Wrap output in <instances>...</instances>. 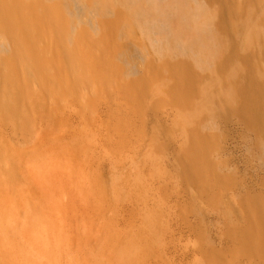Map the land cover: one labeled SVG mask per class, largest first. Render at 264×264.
Segmentation results:
<instances>
[{
  "label": "rangeland",
  "instance_id": "rangeland-1",
  "mask_svg": "<svg viewBox=\"0 0 264 264\" xmlns=\"http://www.w3.org/2000/svg\"><path fill=\"white\" fill-rule=\"evenodd\" d=\"M239 1L231 0L232 8ZM251 1L264 27V2ZM244 18L237 28L233 17L226 24L264 83V42L250 38ZM124 35L119 44L148 86L143 95L132 86L129 95L106 94L108 116L80 119V103L66 97L72 105L58 102L59 112L41 118L29 98L47 99L45 93L14 86L29 126L14 132L0 121V264H264V249H245L239 238L254 226L239 210L251 214V200L264 196V122L254 128L234 113L203 114L215 88L204 86L199 72L190 100L169 99L150 74L159 60L153 42L128 21ZM196 121L210 130L209 159L221 170L210 189L204 175L187 182L178 160L189 152ZM146 239L149 261L138 249Z\"/></svg>",
  "mask_w": 264,
  "mask_h": 264
},
{
  "label": "bare ground",
  "instance_id": "bare-ground-1",
  "mask_svg": "<svg viewBox=\"0 0 264 264\" xmlns=\"http://www.w3.org/2000/svg\"><path fill=\"white\" fill-rule=\"evenodd\" d=\"M209 1L217 4L213 10L200 0H0V121L11 124L14 132L28 130L29 117L17 109L14 86H36L45 93L44 100L29 98L41 118L59 112L58 102L61 107L72 105L70 100L65 102L66 97L80 103L84 113L78 117L86 120L87 113L91 118L111 113L106 94L129 95L132 86L143 95L148 82L128 62L126 46L119 44L128 21L153 42L159 60L152 63L150 74L169 99L190 100L199 72L207 78L204 86L216 90L201 109L203 114L225 117L234 113L259 128L264 122V83L254 74L247 53L238 49L226 22L233 17L237 28L238 20L245 17L250 38L257 43L264 42V27L258 24L251 0H240L235 8L231 0ZM188 30L192 38L183 39ZM161 78L164 81L159 82ZM195 108L191 113H196ZM193 123L189 152L178 160L187 182L193 184L194 178L204 175L210 189L221 170L209 159L211 148L205 134L210 130ZM213 201L220 205L219 197ZM251 204V214L239 210L254 222L240 232V243L248 250L264 249V196L252 199ZM151 244L146 239L138 245L141 260L153 257Z\"/></svg>",
  "mask_w": 264,
  "mask_h": 264
}]
</instances>
